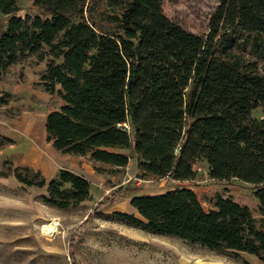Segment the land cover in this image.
<instances>
[{
	"label": "trees",
	"instance_id": "obj_1",
	"mask_svg": "<svg viewBox=\"0 0 264 264\" xmlns=\"http://www.w3.org/2000/svg\"><path fill=\"white\" fill-rule=\"evenodd\" d=\"M29 1L41 12L17 15L18 0H0L10 16L0 76L32 56L46 62L39 84L63 102L46 118L58 151L118 168L136 159L145 175L180 182L205 161L212 179L250 185L264 220V0H220L205 37L166 17L163 0H106L111 27L93 19L91 0ZM236 37L257 60L234 51ZM14 175L47 186L43 200L59 209L90 196V181L67 169L49 182L29 167ZM130 204L140 219L117 215L150 232L264 264V227L232 197L218 195L207 211L190 186H176Z\"/></svg>",
	"mask_w": 264,
	"mask_h": 264
},
{
	"label": "rangeland",
	"instance_id": "obj_2",
	"mask_svg": "<svg viewBox=\"0 0 264 264\" xmlns=\"http://www.w3.org/2000/svg\"><path fill=\"white\" fill-rule=\"evenodd\" d=\"M219 1L163 0V12L187 31L205 37ZM90 6H94L93 19L111 27L108 17L114 12L113 6L106 0H91ZM17 9V15L21 16L41 12L29 0H18ZM85 15L91 17L88 12ZM9 18L0 12V33L7 29ZM245 40V37L234 38V51L243 59L257 60ZM41 64L46 65L44 62L37 64L36 56H32L14 65L3 81L0 78V87L15 80H25L28 77L26 72L32 77L33 74L39 75ZM0 102L2 105L11 102L6 108L0 106V114L20 115L21 106L26 101L4 92ZM60 104L62 100L58 95L50 101V106L59 107ZM252 115L260 118L262 109L254 110ZM60 155L68 159L61 169L69 170L71 157L64 153ZM93 167L96 172L90 179L89 198L66 209H59L43 200L49 197L47 186L25 187L16 178H0V264H263L247 253L212 251L184 240L155 234L117 215L123 213L140 219L130 204L134 195H154L176 186H190L195 188L207 211L214 207L218 195L229 196L247 205L259 225L264 227L260 205L250 185L237 180L212 179L205 161L194 165L196 179L185 182L145 175L139 170L136 159H132L126 168L107 164ZM8 173L9 167L5 163L0 167V175ZM51 179L46 178L47 182ZM52 220L58 222V231L48 236L43 233L42 225Z\"/></svg>",
	"mask_w": 264,
	"mask_h": 264
},
{
	"label": "crops",
	"instance_id": "obj_3",
	"mask_svg": "<svg viewBox=\"0 0 264 264\" xmlns=\"http://www.w3.org/2000/svg\"><path fill=\"white\" fill-rule=\"evenodd\" d=\"M13 66L9 70H12ZM45 66L41 64L39 70H44ZM26 74L28 77L25 80H15L13 83L1 84L2 87H0V97L5 92L26 101L25 105L21 106L20 115L0 114V167L6 163L10 171L9 176H0L4 180L8 177L16 178L14 169L19 166L29 167L41 172L46 178H53L65 165L66 160L68 161L60 155L63 153L54 147V140L49 139L46 128L48 114L59 110L63 102L59 107L50 106V101L58 94L48 93L39 84V75L33 74L34 77H32L28 72ZM6 76L8 74L0 76L1 80L3 81ZM11 102L5 105L0 102V106L6 108L5 106H10ZM64 155L71 157L68 169L83 175L89 181L96 172L93 166L99 167L103 164L83 156ZM191 188L195 191V188Z\"/></svg>",
	"mask_w": 264,
	"mask_h": 264
},
{
	"label": "bare ground",
	"instance_id": "obj_4",
	"mask_svg": "<svg viewBox=\"0 0 264 264\" xmlns=\"http://www.w3.org/2000/svg\"><path fill=\"white\" fill-rule=\"evenodd\" d=\"M58 225V222L52 220L49 223L42 225V231L48 236H53L58 231Z\"/></svg>",
	"mask_w": 264,
	"mask_h": 264
},
{
	"label": "built area",
	"instance_id": "obj_5",
	"mask_svg": "<svg viewBox=\"0 0 264 264\" xmlns=\"http://www.w3.org/2000/svg\"><path fill=\"white\" fill-rule=\"evenodd\" d=\"M125 126H127V125L125 124Z\"/></svg>",
	"mask_w": 264,
	"mask_h": 264
}]
</instances>
